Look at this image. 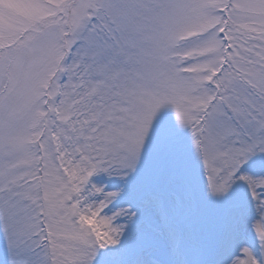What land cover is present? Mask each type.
<instances>
[{
  "label": "snow or ice",
  "instance_id": "snow-or-ice-1",
  "mask_svg": "<svg viewBox=\"0 0 264 264\" xmlns=\"http://www.w3.org/2000/svg\"><path fill=\"white\" fill-rule=\"evenodd\" d=\"M0 264H264V0H0Z\"/></svg>",
  "mask_w": 264,
  "mask_h": 264
}]
</instances>
